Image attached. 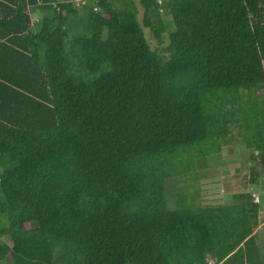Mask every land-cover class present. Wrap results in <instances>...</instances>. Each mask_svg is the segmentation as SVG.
<instances>
[{"label":"trees","instance_id":"16d2710c","mask_svg":"<svg viewBox=\"0 0 264 264\" xmlns=\"http://www.w3.org/2000/svg\"><path fill=\"white\" fill-rule=\"evenodd\" d=\"M139 4L0 0V264H264V0ZM234 128L253 165L199 203Z\"/></svg>","mask_w":264,"mask_h":264},{"label":"rangeland","instance_id":"374dc122","mask_svg":"<svg viewBox=\"0 0 264 264\" xmlns=\"http://www.w3.org/2000/svg\"><path fill=\"white\" fill-rule=\"evenodd\" d=\"M139 9L140 15L139 20L142 21L143 9L139 4V0H136ZM81 5V4H80ZM37 16V19H42L43 14L38 12L34 13ZM165 22L167 23V29L163 34V42L159 43L154 37L151 30L145 28L146 37L154 50L164 51L169 45V37L171 33V27L169 26L171 18L169 16L164 17ZM234 134L231 137L233 138L232 142L224 147L223 152L219 155H214L206 158V164L202 167H199L197 176L199 181L197 182L198 189L200 191V201L204 205H213V204H226L233 205L235 203L233 196L227 193V187L231 190H234L240 180L242 172L246 171L251 167L252 154L253 150H250L246 147V144L243 143V139L240 135V130L234 128ZM204 176V177H203ZM190 179V182H195V178H187L186 181ZM264 180V175L262 177ZM183 179H180L177 190L179 191L180 187L186 182ZM172 189H170V206H175V198L177 193L173 189L176 182L171 181ZM250 194L252 193L255 203H259L262 206V214L260 225L257 229L254 230V234L258 237L259 243L264 246V192L261 191L259 187H254L249 190ZM1 201V195H0ZM8 221L5 216L0 214V227L7 225ZM4 240L11 244V239L6 236ZM1 264H10L7 261H2Z\"/></svg>","mask_w":264,"mask_h":264},{"label":"built area","instance_id":"2783aa9c","mask_svg":"<svg viewBox=\"0 0 264 264\" xmlns=\"http://www.w3.org/2000/svg\"><path fill=\"white\" fill-rule=\"evenodd\" d=\"M77 2H81V3H84V0H77Z\"/></svg>","mask_w":264,"mask_h":264},{"label":"water","instance_id":"95a60500","mask_svg":"<svg viewBox=\"0 0 264 264\" xmlns=\"http://www.w3.org/2000/svg\"><path fill=\"white\" fill-rule=\"evenodd\" d=\"M211 263H212V264H215V261H214V259H212V260H211Z\"/></svg>","mask_w":264,"mask_h":264}]
</instances>
